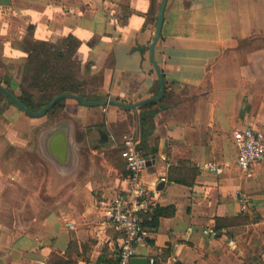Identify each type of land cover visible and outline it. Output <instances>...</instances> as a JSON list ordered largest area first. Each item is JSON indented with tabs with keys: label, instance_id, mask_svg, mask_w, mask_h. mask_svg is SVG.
Instances as JSON below:
<instances>
[{
	"label": "crops",
	"instance_id": "1",
	"mask_svg": "<svg viewBox=\"0 0 264 264\" xmlns=\"http://www.w3.org/2000/svg\"><path fill=\"white\" fill-rule=\"evenodd\" d=\"M159 3L0 0V74L25 63L32 42L72 35L90 100L130 104L154 96L159 81L149 44ZM154 57L164 88L155 104L128 110L74 103L77 136L91 129L92 143L69 182L44 200L26 158L32 129L21 126L38 117L0 101V264H44L52 251L68 249L71 236L77 264H117L121 235L106 209L127 189L119 153L130 134L147 160L144 209L172 207L146 227L134 256L148 264H264V158L240 168L233 139L243 128L264 132V0H166ZM181 162L197 170L190 186L168 179L170 166ZM244 214L248 219H237Z\"/></svg>",
	"mask_w": 264,
	"mask_h": 264
},
{
	"label": "trees",
	"instance_id": "2",
	"mask_svg": "<svg viewBox=\"0 0 264 264\" xmlns=\"http://www.w3.org/2000/svg\"><path fill=\"white\" fill-rule=\"evenodd\" d=\"M77 47L78 41L72 35H68L56 43L47 41L32 42L26 50L27 56L24 64V68L27 72L25 76L26 80L24 81L25 84L20 86L19 94H16L18 99L33 111L42 108L59 93L72 92L84 96L87 99H91L84 93L85 89L83 83L78 79L79 63L76 56ZM6 87L15 94L13 88L9 86ZM0 93L11 102L3 92L0 91ZM68 102L80 103L73 98H63L57 101L44 115L48 118L49 124L57 122L56 114L59 110H62L65 103ZM153 104H155V102L148 103L150 106ZM137 149L140 152L139 146H137ZM119 156H121L120 153ZM115 158H118V156H115ZM183 164L184 162H181L180 165H171L168 171V179L175 183L190 186L194 182L197 170L194 167H187ZM171 210L172 207L169 206H155L148 209L143 208L140 212L142 225L144 227H156L159 217L170 215L172 213ZM237 219H248V215L244 214V216H238ZM258 219V215H254L252 220L255 221ZM219 221L220 219L216 218V225ZM80 255L81 253L78 252L77 241L71 236L68 249L63 254L52 251L44 264H77L76 257Z\"/></svg>",
	"mask_w": 264,
	"mask_h": 264
},
{
	"label": "built area",
	"instance_id": "3",
	"mask_svg": "<svg viewBox=\"0 0 264 264\" xmlns=\"http://www.w3.org/2000/svg\"><path fill=\"white\" fill-rule=\"evenodd\" d=\"M233 139L237 146L236 162L240 168L248 169L264 158V132L243 128L234 131ZM112 142H116L113 137ZM137 143L138 140L133 134L124 136L120 143V154L127 170V189L125 195L113 196L106 209V216L121 235L117 264H130L136 247L148 235L140 217V212L150 197V191L141 178L147 160L137 149ZM214 169L213 166L210 167V170ZM204 232L212 233L213 230L205 229ZM150 262H153L152 258Z\"/></svg>",
	"mask_w": 264,
	"mask_h": 264
},
{
	"label": "water",
	"instance_id": "4",
	"mask_svg": "<svg viewBox=\"0 0 264 264\" xmlns=\"http://www.w3.org/2000/svg\"><path fill=\"white\" fill-rule=\"evenodd\" d=\"M165 3L166 0H160L156 17L155 31L149 44V58L156 71L159 81V89L156 95L148 97L139 102L129 104L113 98L90 100L76 93L64 92L54 96L39 110L33 111L25 106L18 99L16 94H14L9 88L1 83L0 91L3 92L8 97V99L13 102L20 110L31 117L44 116L48 109H50L57 101L63 98H73L78 100L81 104L87 106L113 104L128 110H135L141 105L157 101L159 98H161L164 88L162 72L154 57V46L160 35ZM35 141L37 148L40 149L41 154L48 161L52 168V177L54 180H56V185L54 183L53 186L56 187L57 184L70 180V178H72L75 172L78 170L80 153H82L81 150L86 148L88 144L92 143L91 129L86 131V137L78 138L74 120L67 118L59 119L54 124L42 126L36 134ZM160 185H163V182H160ZM130 264H148V260L144 257L133 256L130 259Z\"/></svg>",
	"mask_w": 264,
	"mask_h": 264
},
{
	"label": "rangeland",
	"instance_id": "5",
	"mask_svg": "<svg viewBox=\"0 0 264 264\" xmlns=\"http://www.w3.org/2000/svg\"><path fill=\"white\" fill-rule=\"evenodd\" d=\"M24 64L22 63L21 65L17 66L16 68L13 66L12 68H6L4 69L3 73L0 74V78H6L8 80H12V87L15 88L17 85L16 90L18 91L20 86H22L23 84H25V80H26V70L24 68ZM12 69L13 72L11 73L9 70ZM2 72V70H1ZM11 75H15L13 78ZM18 80V81H17ZM16 81V82H15ZM17 83V85L15 84ZM16 85V86H15ZM6 97H4V95H2L0 93V101L7 103L8 100ZM74 102V101H73ZM77 105H82L81 103H76ZM67 107V112H63L64 108L62 110H59L58 113L56 114L57 117L56 119H73L74 116L71 114V112L75 111V104L74 103H65L64 107ZM22 121L25 120L26 118L23 116L22 117ZM29 122H21V126L22 127H27L29 130H31V132L28 133V135L31 134V144L32 147L29 148V151L27 152L26 158L28 160L31 161V163L33 164V172L35 173V171L37 172L36 176L34 178H31V183H33L32 185L34 186L33 188H35L39 195L40 198L44 200V198H47L50 195V191H52L54 188L56 187H63L64 185H66V182H69V180L65 181V182H61L60 184H57L56 187H54V183L56 182V180H54V178L52 177V168L50 166V164L48 163V161L44 158V156L41 154V151L39 148H37L36 146V141H35V137L37 132L40 130V128L42 126H47L49 125L48 123V118H46L45 116L42 117H38V119H28ZM79 120V119H78ZM80 121V120H79ZM81 123V121H80ZM30 145V143H28ZM82 152V150H81ZM25 167V164H24ZM26 169L28 171H31V167L30 165L27 164ZM30 176V175H29ZM34 176V175H33ZM30 182V181H29ZM56 185V183H55ZM61 192V191H59ZM55 194H57V192H55ZM53 194V195H55ZM52 195V194H51Z\"/></svg>",
	"mask_w": 264,
	"mask_h": 264
}]
</instances>
